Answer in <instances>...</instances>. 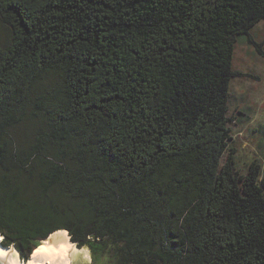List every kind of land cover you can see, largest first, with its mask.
I'll return each mask as SVG.
<instances>
[{
	"label": "trees",
	"instance_id": "16d2710c",
	"mask_svg": "<svg viewBox=\"0 0 264 264\" xmlns=\"http://www.w3.org/2000/svg\"><path fill=\"white\" fill-rule=\"evenodd\" d=\"M262 19L264 0H0L2 245L25 261L63 229L113 264H264L262 164L236 170L228 115Z\"/></svg>",
	"mask_w": 264,
	"mask_h": 264
},
{
	"label": "rangeland",
	"instance_id": "374dc122",
	"mask_svg": "<svg viewBox=\"0 0 264 264\" xmlns=\"http://www.w3.org/2000/svg\"><path fill=\"white\" fill-rule=\"evenodd\" d=\"M251 36L257 43H263L264 50V19L251 29ZM233 68L244 74L232 78L230 84L228 115L232 118L230 145L237 149L235 167L244 174L250 163L257 159L262 164L261 177L264 178V56L246 34L237 36ZM230 149L223 156V162ZM108 252L109 249L104 253L100 251V257L94 260L90 250L88 264H113ZM22 261L26 263L27 260Z\"/></svg>",
	"mask_w": 264,
	"mask_h": 264
},
{
	"label": "bare ground",
	"instance_id": "6f19581e",
	"mask_svg": "<svg viewBox=\"0 0 264 264\" xmlns=\"http://www.w3.org/2000/svg\"><path fill=\"white\" fill-rule=\"evenodd\" d=\"M90 261L89 247H80L76 242L71 241L67 230L63 229L41 240L26 263L20 259L19 251L15 247L3 246L0 243L2 264H88Z\"/></svg>",
	"mask_w": 264,
	"mask_h": 264
},
{
	"label": "water",
	"instance_id": "95a60500",
	"mask_svg": "<svg viewBox=\"0 0 264 264\" xmlns=\"http://www.w3.org/2000/svg\"><path fill=\"white\" fill-rule=\"evenodd\" d=\"M52 234V233H51ZM46 239V238H45ZM0 243H1V240H0ZM2 244V243H1ZM4 246V245H3ZM0 264H2V263H0Z\"/></svg>",
	"mask_w": 264,
	"mask_h": 264
},
{
	"label": "snow or ice",
	"instance_id": "6c2138e0",
	"mask_svg": "<svg viewBox=\"0 0 264 264\" xmlns=\"http://www.w3.org/2000/svg\"><path fill=\"white\" fill-rule=\"evenodd\" d=\"M37 251H39V249H37Z\"/></svg>",
	"mask_w": 264,
	"mask_h": 264
}]
</instances>
